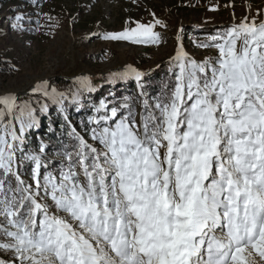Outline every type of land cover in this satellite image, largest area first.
<instances>
[{
	"label": "snow or ice",
	"instance_id": "6c2138e0",
	"mask_svg": "<svg viewBox=\"0 0 264 264\" xmlns=\"http://www.w3.org/2000/svg\"><path fill=\"white\" fill-rule=\"evenodd\" d=\"M13 19L10 27L22 29L23 14ZM157 25L167 27L129 22L104 39L158 44ZM209 39L202 47L217 54L199 62L178 46L169 61L174 79L151 101L141 91L139 113L127 101L93 104L88 139L71 128L55 171L46 145L24 147L37 110L15 94L0 96V264L264 260V18L245 17ZM144 75L129 66L110 78L134 76L142 89ZM73 83L32 88L69 127L68 106L79 109L95 91L89 75ZM25 161L30 179L19 172Z\"/></svg>",
	"mask_w": 264,
	"mask_h": 264
},
{
	"label": "rangeland",
	"instance_id": "374dc122",
	"mask_svg": "<svg viewBox=\"0 0 264 264\" xmlns=\"http://www.w3.org/2000/svg\"><path fill=\"white\" fill-rule=\"evenodd\" d=\"M20 14L24 16L23 28H11L14 16ZM245 17L249 21L256 17L259 23L264 18V0H35L29 5L0 4V96L15 94L19 104L28 102L37 110L35 126L24 134L26 150L27 133L56 109L51 101L32 92L38 82L47 80L49 87L65 91L60 80H67L74 87L76 76L89 75L95 91L84 94L86 103L79 109L75 105L68 107L87 112L101 99L115 104L118 98L113 97H119L126 82H138L134 76L110 78L111 73L131 66L145 73L140 81L144 83L170 66L169 61L180 45L198 62L215 57V48L202 45L212 43L211 36L223 33ZM155 19L167 25L154 29L160 33L158 44L104 39L105 33L123 31L129 22L148 24ZM208 27L213 32L206 33ZM106 88L109 90L100 98ZM121 101L135 104L137 113L142 111L140 99L128 97ZM45 102L49 104L48 111H40ZM0 258H6L5 254H0ZM255 259L257 264H264L258 255Z\"/></svg>",
	"mask_w": 264,
	"mask_h": 264
},
{
	"label": "trees",
	"instance_id": "16d2710c",
	"mask_svg": "<svg viewBox=\"0 0 264 264\" xmlns=\"http://www.w3.org/2000/svg\"><path fill=\"white\" fill-rule=\"evenodd\" d=\"M9 2H20L29 5V4H33L35 0H0V4H7ZM212 29L213 28L208 27L205 30V32L211 33ZM1 66L4 69H6V65L4 63H2ZM169 68L170 66L168 68H165V71L161 73L159 76L147 80L144 83H141L143 84L142 89L138 86V84H135V82L134 83L133 82L131 83V81L126 82L125 83L126 88L124 87L120 89L121 93H119V97L117 96L113 97V98H118L117 101H115V104L122 103L121 99L128 97L140 99V102L144 98H147L149 99V101H151L153 97L157 96L160 93L162 85L165 82L171 84L172 80L174 79L173 74L169 71ZM60 81H61L60 84L66 89L73 87L72 83L67 80L62 79ZM108 90L109 89L106 88L104 93H101L99 95L101 96L100 98H102ZM139 91L140 92L143 91L145 93L144 98L140 97ZM55 108L56 109L55 110L53 109L49 116H43V121L38 127H36L35 130L29 131L27 133L28 148L26 149V151H29L31 149H33L34 151H38L41 143L46 145L45 160L49 165V169L52 171H55L59 167V163L61 161V157L58 156L57 153L62 152L65 145L72 143L71 138L68 136V132L71 131V128H75L78 134L84 136L85 139H88L85 123L87 121L88 116L91 114V109H92L91 107L90 111L85 112L84 110L79 111L76 110L75 108L73 109L72 107H68L67 116H68V121H70L71 123V127H69L68 123L64 119V116L61 113H59L57 107ZM133 108L135 109V104H133ZM91 142L92 141L89 140V143ZM19 172L22 175V178L30 179L31 176L30 162L25 161L21 163L19 167Z\"/></svg>",
	"mask_w": 264,
	"mask_h": 264
}]
</instances>
